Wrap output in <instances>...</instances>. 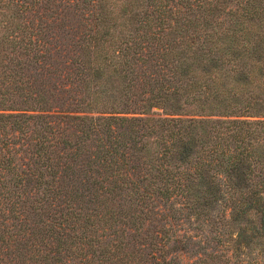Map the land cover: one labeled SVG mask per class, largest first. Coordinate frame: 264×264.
<instances>
[{
	"label": "trees",
	"instance_id": "trees-1",
	"mask_svg": "<svg viewBox=\"0 0 264 264\" xmlns=\"http://www.w3.org/2000/svg\"><path fill=\"white\" fill-rule=\"evenodd\" d=\"M0 264H264V0H0Z\"/></svg>",
	"mask_w": 264,
	"mask_h": 264
},
{
	"label": "rangeland",
	"instance_id": "rangeland-1",
	"mask_svg": "<svg viewBox=\"0 0 264 264\" xmlns=\"http://www.w3.org/2000/svg\"><path fill=\"white\" fill-rule=\"evenodd\" d=\"M22 255H23V254H22ZM190 259H191V258H190V255H187V256H186V259H184V260H185L184 262L187 263L188 261H190ZM191 260H192V259H191Z\"/></svg>",
	"mask_w": 264,
	"mask_h": 264
}]
</instances>
